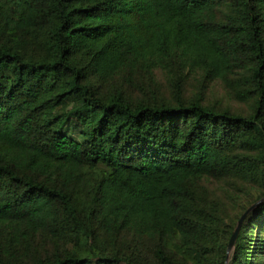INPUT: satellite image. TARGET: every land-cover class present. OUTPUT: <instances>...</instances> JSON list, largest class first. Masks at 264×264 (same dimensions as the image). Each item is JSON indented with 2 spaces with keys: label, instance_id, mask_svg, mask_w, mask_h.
Returning a JSON list of instances; mask_svg holds the SVG:
<instances>
[{
  "label": "trees",
  "instance_id": "trees-1",
  "mask_svg": "<svg viewBox=\"0 0 264 264\" xmlns=\"http://www.w3.org/2000/svg\"><path fill=\"white\" fill-rule=\"evenodd\" d=\"M262 197L264 0H0V264H224Z\"/></svg>",
  "mask_w": 264,
  "mask_h": 264
},
{
  "label": "rangeland",
  "instance_id": "rangeland-1",
  "mask_svg": "<svg viewBox=\"0 0 264 264\" xmlns=\"http://www.w3.org/2000/svg\"><path fill=\"white\" fill-rule=\"evenodd\" d=\"M154 78L157 84L161 87L162 92L167 94L170 90V73L165 69H156L154 71ZM198 74L191 75L186 81H184L185 94L190 95L192 92L199 89L198 85ZM206 99L208 102L216 103L224 107H229L235 112H248L249 106L247 104L238 102L234 99L231 94L228 92L227 86L220 81L214 80L211 82L207 92ZM72 133V132H70ZM74 137L79 138L76 133H72ZM209 190L219 198H224L225 190L227 189V182L224 180L208 178L204 181ZM235 210H232V213L235 214ZM228 214H231L228 212ZM50 244L47 246L49 248ZM89 264H95L94 261H91Z\"/></svg>",
  "mask_w": 264,
  "mask_h": 264
},
{
  "label": "water",
  "instance_id": "water-1",
  "mask_svg": "<svg viewBox=\"0 0 264 264\" xmlns=\"http://www.w3.org/2000/svg\"><path fill=\"white\" fill-rule=\"evenodd\" d=\"M264 201V197L258 199L255 203H253L252 205H250L243 213L242 215L239 217L238 221H237V224L230 236V239L228 241V244H227V248H226V257H225V261H224V264H229V261H230V258H231V255L234 251V247H235V241H236V238H237V235H238V232L240 230V227L242 225V222L243 220L245 219V217L249 214V212L254 208L256 207L258 204H260L261 202Z\"/></svg>",
  "mask_w": 264,
  "mask_h": 264
}]
</instances>
